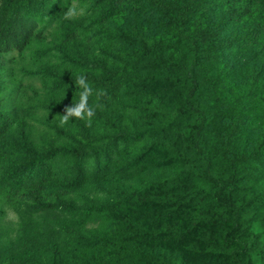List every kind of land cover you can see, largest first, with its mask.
I'll return each instance as SVG.
<instances>
[{"label": "trees", "instance_id": "obj_1", "mask_svg": "<svg viewBox=\"0 0 264 264\" xmlns=\"http://www.w3.org/2000/svg\"><path fill=\"white\" fill-rule=\"evenodd\" d=\"M70 1L0 0V196L26 200L33 212L70 216L60 222L59 230L77 245L88 247L97 239L83 233L88 221L113 222L122 228L121 240L149 255L142 264H173L164 256L150 255V246L187 245L193 239L207 245V262L225 259L233 253L223 243H233L232 234L244 226L235 242L249 255L232 257L229 264H262L251 251L258 235L246 234L252 220L249 210L261 206L264 184L249 196L246 192L255 186L248 184H258L264 177V137L248 149L236 150L230 140L238 121H232L220 138V153L215 154L205 144L208 110L201 102L200 88L209 101L221 99L217 87L227 61H233L234 69L241 61L239 55L246 51L251 55L264 37V0H89L97 24L106 25L126 12L152 14L172 33V52L167 55L162 40L135 27L113 33L131 50L108 63L80 51L93 37L90 25L66 20ZM51 24L59 25L56 37L70 56L61 69L40 63L46 83L41 103L62 115L66 105L79 101L80 89L74 81L83 74L93 88L88 104L95 108L91 126L76 118L65 124L67 129L61 131L68 139L61 145L54 140L35 141L20 127L37 107L8 104L4 86L5 57L13 51L23 56L34 42L45 39ZM248 69V93L255 94L262 72L253 65ZM136 108L138 120L130 116ZM157 152L165 153L173 167L171 175L146 187L138 185L136 190L107 183L114 176L144 171ZM59 156L64 164L58 162ZM11 159L15 163L8 173ZM60 165L65 179L53 183ZM85 186L112 199L95 202L87 197L84 208L61 199L60 195ZM185 214L188 223H180ZM218 231L222 241L216 238ZM58 251L59 244L52 238L43 237L39 245L19 240L16 248L0 250V264L17 260L57 264ZM115 264L141 262L120 259Z\"/></svg>", "mask_w": 264, "mask_h": 264}, {"label": "rangeland", "instance_id": "obj_2", "mask_svg": "<svg viewBox=\"0 0 264 264\" xmlns=\"http://www.w3.org/2000/svg\"><path fill=\"white\" fill-rule=\"evenodd\" d=\"M70 6L76 9L73 19L82 22L85 27L90 25L88 32L93 39L80 47V51L90 58L102 59L107 63L121 60L131 50V46L117 42V39L112 36L113 33L131 29V27L162 40L166 46L165 55L172 52L170 47L171 30L156 15L126 12L108 24L102 25L97 24V18L89 0H72L69 3ZM58 31L59 25L51 24L45 30V39L41 42H34L30 48L24 51L23 56L18 55L17 51H13L5 57L7 74L4 76V86L8 104L37 107L34 114L23 119L20 127L28 130L35 141L54 140L56 144L61 145L68 139L64 132L67 126L60 125L59 114L52 106L41 103L45 98L46 83L42 81L39 68L42 61L51 66H57L58 69L68 63L70 51L60 46L56 37ZM259 42L258 46L252 50L251 55L248 51L239 55L241 61L234 66V69L233 61L231 59L227 61L226 73L221 76L217 87L221 96L218 102L209 101L206 98L205 89L200 88L201 102L208 110L205 144L215 154L220 153V138L225 135L232 121H238L237 130L230 140L234 149H248L259 138L264 137V37ZM249 58L252 60L248 64L246 60ZM251 65L262 72L255 94L248 93L250 86L247 73ZM138 109L136 108L130 114L135 120H138ZM61 129L64 130L61 131ZM62 161L63 157L61 156L58 162L64 164ZM14 163L15 159H11L7 168L8 173L12 171ZM63 171L62 165L57 166L53 183L65 179ZM172 171L173 167L166 160L165 153L157 152L144 171L129 172L119 178L114 176L107 183L136 190L138 185L146 187L156 178L161 179L171 175ZM263 184L264 177L259 180L258 184H248L255 186H249L247 195L256 192ZM60 196L62 200H71L81 208L86 206L87 197L95 202L112 199L106 192H100L93 186H85L78 191L75 190V192ZM48 197L51 202L55 200L53 192H50ZM248 216H251L252 220L246 235L252 232L258 235L251 251L259 256L261 263L264 264V198L261 206H258L256 210H249ZM187 217V214L180 217V223H188ZM67 218L71 217L61 212H33L30 210V202L26 200H8L4 196H0V250L16 248L19 240H30L38 242L39 245L42 244L43 237H48L56 240L59 244L57 264H88V262L91 264H115L120 259L126 262L137 261L142 264L144 263L143 258L149 257L133 243L121 240L124 233L119 225L113 222L104 223L101 219L90 220L83 227V233L88 238H97L96 240L93 238L94 244L88 247L85 243L80 244L81 246L77 245L75 241L68 239L66 234L59 230L60 222ZM242 231L244 232V226L232 234L234 241L230 245L223 243L225 249L229 253H233L225 259L219 257L207 262V258H205L207 245L197 239L191 240L187 245L185 243L180 246L176 244L150 246L149 251L153 257L164 256L173 264H229L232 257L244 259L249 255L240 244L235 242L236 237H239ZM108 237L111 238L109 243H102V239ZM216 238L218 241H222L220 231L216 233ZM139 253L144 257L139 258ZM13 264L33 263L30 260H17Z\"/></svg>", "mask_w": 264, "mask_h": 264}, {"label": "clouds", "instance_id": "obj_3", "mask_svg": "<svg viewBox=\"0 0 264 264\" xmlns=\"http://www.w3.org/2000/svg\"><path fill=\"white\" fill-rule=\"evenodd\" d=\"M76 15V9L68 7L65 12V18H72ZM75 85L80 89L79 101L71 103L63 108V114H59V123L61 126L69 123L71 118L84 120L88 126H91L92 117L95 115V108L90 107L88 104L89 97L93 95V88L88 83L86 75H78L74 81ZM96 107H100L97 105Z\"/></svg>", "mask_w": 264, "mask_h": 264}]
</instances>
